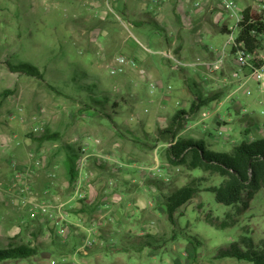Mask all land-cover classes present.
<instances>
[{
  "label": "rangeland",
  "instance_id": "1",
  "mask_svg": "<svg viewBox=\"0 0 264 264\" xmlns=\"http://www.w3.org/2000/svg\"><path fill=\"white\" fill-rule=\"evenodd\" d=\"M210 1L200 3L203 8L209 3L218 7L217 20L227 15L220 0ZM102 2L99 13L87 0H0V246L23 242L39 250L32 258L0 264H252L216 256L220 249L241 241L243 236L251 238L257 248L261 246L263 191L253 199L245 195L246 206L218 204L215 194L206 189L219 186L224 179L171 164L167 148L172 140L159 139V132L180 112L183 104L179 93L186 90L190 94L186 93L183 101L191 104V117L183 118L179 137L191 139L189 133L182 132L189 122L199 118L200 127L194 129L204 135L213 151L230 152L242 140L262 139L264 86L252 78L246 79L243 86L230 83L234 63L228 62L220 74H211L204 66L217 56L212 48L221 49L228 35H193L185 43L181 59L184 41L173 45L162 28L168 26L162 20L167 13L160 12L153 0H144L140 12L149 11L154 21L146 17L152 23L132 31L118 19L121 11L117 0ZM252 2L260 7L264 0ZM171 16L174 19L173 13ZM260 51L264 52V44ZM170 52L187 66L174 69L176 63L165 56ZM121 56L135 59L138 67L125 66V72L113 75L111 71ZM21 62L38 67L42 78L13 72L11 66ZM215 93H222V98L196 102V96L206 98ZM194 104L200 108L193 109ZM203 111H216L220 120L203 121ZM47 131L59 137L39 144L36 139ZM13 135L19 140H12ZM90 138L101 142L91 143V154L98 156L89 157L83 173L85 183L93 186L92 198L79 200L74 188L77 178L74 183L70 181L66 160L72 151L80 157V148L91 142ZM116 161L125 166L117 168ZM158 165L163 173H150L148 169ZM105 166L110 170L102 171ZM128 168L132 172H127ZM117 169L120 171L115 174ZM199 178L205 179L198 183L201 192L178 211L172 223L165 210L164 194ZM154 180L169 185L160 191ZM110 182H114L113 188ZM118 195L122 201L110 199ZM106 196L111 201L110 212L114 211L112 219L102 218L108 213L104 199L87 215L77 212L82 201L91 204ZM49 203L64 205L57 219L40 210ZM135 211L141 218L133 215ZM227 214L232 218L228 219ZM208 215L231 226L212 227L207 224ZM61 217L63 222L57 225ZM79 220L84 227L76 234L72 223ZM94 222H107L111 233H99L92 226ZM123 225L132 227V240L126 245L125 230L112 233L114 226L124 229ZM89 228L93 230L89 232ZM62 229H66V235L60 232ZM154 234L160 237L161 248L139 251L140 238ZM88 238L97 243L89 253H79Z\"/></svg>",
  "mask_w": 264,
  "mask_h": 264
},
{
  "label": "trees",
  "instance_id": "2",
  "mask_svg": "<svg viewBox=\"0 0 264 264\" xmlns=\"http://www.w3.org/2000/svg\"><path fill=\"white\" fill-rule=\"evenodd\" d=\"M242 15L243 20L240 23L232 30L223 27L222 33H236L238 43L243 44L251 51H260L264 38V14L257 13L252 7H247ZM11 70L30 77L42 78L40 69L29 62H21L16 67L11 66ZM6 94L8 96L9 93ZM221 94L215 93L206 98L198 96L196 102L216 101L222 98ZM192 108L199 109L200 106L199 104H194ZM185 114L186 112L184 111L177 113L171 119L168 127L159 132V139L164 141L171 139L170 143H174L167 148L170 163L185 166L190 171L201 170L204 173L222 177L224 180L219 186L206 189L207 192L215 194L218 204L230 207L241 204H245L246 206L245 195L249 199H253L259 191H263L264 193V139L252 142L242 141L239 145L234 146L230 152H216L211 150L204 142H196L178 136V127L183 121ZM58 137V134H52L50 131H47L37 138L36 141L39 144H43ZM78 157L79 153L72 151L66 160L67 173L72 183H74L78 175L76 166ZM101 168L102 171L110 170L108 166ZM204 180V178L196 179L183 187L164 194L165 210L168 219L172 223H175V216L178 211L201 192L200 184L198 183ZM152 183L160 191H165L169 185L164 180H154ZM102 199L100 198L97 202L91 204H86L85 201H82V206L77 212L87 213L90 210L98 209L101 206ZM227 216L228 219L232 218L231 214H227ZM207 224L217 229H225L231 226L230 222H219V219L213 220L210 215L207 216ZM142 238H140L141 244L139 248L141 252L148 247L158 250L162 246L159 242V236L147 235ZM38 253V248L30 244L23 242L11 243L7 247L0 246V262L29 259L38 255ZM216 258H231L252 264H264V241L257 248L251 238L243 236L241 241L233 242L229 247L220 249Z\"/></svg>",
  "mask_w": 264,
  "mask_h": 264
},
{
  "label": "crops",
  "instance_id": "3",
  "mask_svg": "<svg viewBox=\"0 0 264 264\" xmlns=\"http://www.w3.org/2000/svg\"><path fill=\"white\" fill-rule=\"evenodd\" d=\"M117 1L119 2V5H120V9L118 11H121V13L123 15L121 17V13L118 14V19H119V17L121 18L120 22L126 30L132 31L133 29H140L141 27H144L145 25L152 23V21L149 22L148 20H146V17L151 18L154 21L153 15L149 11L146 12V10H144L145 12H140L141 9H144V7L141 6V4L143 5L144 0H117ZM233 1H235L236 6H237V12H236L237 15L243 14V11L247 7H252L257 13H260V14L263 13L264 14V3H261L260 7L259 6L257 7L256 3L252 2L253 0H233ZM153 3L156 5V8L160 12H166L167 13V15L165 17L162 16V20L164 21V23H167L166 25H168V26H166V28L165 27H162V28L165 30L166 35H168L169 37L172 38L173 45L175 46L176 43L178 42V40L184 41L182 47H180V54H179L180 56L179 57H181V59L183 57V53L185 50V43L190 42L193 38V35H195V34L200 35V34H202V32H207L209 34L222 33L223 27H227L228 30H232L237 24V16L225 8V6L223 5V0H220L221 8H222V10H224L227 13V15L220 17L218 20L216 18V11H217L218 7L214 6L213 3L212 4L209 3V5L205 8L202 7L200 0H153ZM87 4H90L91 6H93L97 10V12H99V13L102 12V9L104 6L103 5L104 3L102 2V0H87ZM171 12L174 14L175 20L172 18ZM133 17H135V18H133ZM105 18H106V15L101 17L102 20H105ZM140 19H142V21ZM231 20H234L235 23H232ZM167 27H169V28H167ZM194 30H197V31H194ZM166 35H165V37H166ZM226 35H228V34H226ZM165 40L167 41V38H165ZM167 43L171 47V44L169 42H167ZM262 44H264V38H263ZM171 49L173 50L174 48H171ZM228 62L233 63L232 59L229 60ZM136 67H138V65ZM129 68H134V67L129 66ZM193 82H196L195 84H199L198 81H193ZM186 93H188L186 90H181V92L179 93V95H180L179 97L182 98V104H183V106L180 107L179 110L186 112L185 117L189 119L191 117L190 116L191 104L183 101L184 100L183 98H185L187 95ZM189 94H190V92L188 93V96H189ZM197 97L198 96H196V99H197ZM216 113H217L216 111L214 113L213 112L210 113V118L212 120H215V119L217 120V118H216L217 114ZM218 120H220V119H218ZM223 121L224 120H222V122ZM224 122H225V125H227V122L226 121H224ZM189 123L190 124H189L188 129L185 130L184 132H182V134L189 133L191 136L190 137L191 139H189V140H193L196 142H204L206 144V138L204 137V135L199 133L198 130L194 129L195 126H198L197 128L200 127V125H198L199 118L196 121H192ZM201 128H203V127H201ZM205 128H207L206 125H205ZM246 133L248 134L249 131L247 130ZM262 139H264V136ZM256 140L257 139L254 140V138H253L250 141H248L247 139L242 140V141L252 142V141H256ZM209 145H213V144L209 143ZM96 155H98V154L96 153ZM90 171H92V170H90ZM118 171H120V170L117 169L115 171V174ZM129 171L130 170L128 168L127 172H129ZM127 172H123L126 175V177H128V178L132 177L130 174L127 175ZM130 172H132V171H130ZM85 173H86V176L89 175L88 171ZM113 173H114V171H113ZM119 186H120V184H119ZM121 196H122V198H124V197H126V194H122ZM120 198H121L120 195H118L116 198L112 197L110 199H113V201H118ZM103 199H104V203L108 204L105 206L106 209H104L106 211L108 210V213L106 212L104 214V216H102V218L104 220H107V218L112 219V214L114 211L110 212V210H112L111 209L112 208L111 201L109 202L108 196H106ZM126 199H127V197H126ZM163 199H164V197H163ZM89 200H91V199H89ZM89 200L85 201V202L87 203V202H89ZM119 201H122V199ZM93 202L94 201H90V203H93ZM102 209H103V207H102ZM87 213H79V215H81V216L85 215V214L87 215ZM133 215L137 218H141L140 214H138L136 211L133 213ZM76 221H78V217L76 218ZM72 226H74V228L76 229L75 230L76 234H78L81 227H84V225H82L80 223V220L78 223H72ZM92 226H95L94 227L95 230H97V231L100 230L99 233H101V231L107 232L108 230L110 231L109 233H111V229H109L107 227V222L100 223V224H97L96 222H94L92 224ZM122 227H124V229L116 228L114 226L112 229V233H119V232H122L123 230H125V237H124L125 238V244L124 245H126L127 241H129L131 239L132 235H130V234H132V231H131L132 227L130 228V226H127V225H123ZM91 228L88 229L89 232L91 230H93ZM137 236H139V235H137ZM114 245L115 244H111V246H114ZM115 248H116V246H115Z\"/></svg>",
  "mask_w": 264,
  "mask_h": 264
},
{
  "label": "built area",
  "instance_id": "4",
  "mask_svg": "<svg viewBox=\"0 0 264 264\" xmlns=\"http://www.w3.org/2000/svg\"><path fill=\"white\" fill-rule=\"evenodd\" d=\"M223 5L226 9L231 11L234 15L237 16V24L240 23L243 20V15L238 14L237 15V6L235 1L233 0H223ZM236 24V25H237ZM213 51L217 52V56H214L212 60L205 63L204 66L207 68L209 73L211 74H220L222 73L225 68L227 67L229 59L232 57V62L234 63L235 67L231 70L230 75V83H243L242 86L245 84V80L252 78L255 79L261 86H264V53L262 51H251L247 49L243 44L237 42V35L235 33L228 34V40L225 42V45L217 50L213 49ZM165 56L169 60H173L176 63V66L173 68L178 70L182 67H186L187 65L182 62L181 59H179L177 56H175L172 52L166 53ZM195 65V64H194ZM125 66H131L136 67L137 62L135 59H127L124 56L118 58V65L116 68L112 69L111 73L113 75H116L118 73L125 72ZM196 66V65H195ZM194 66V67H195ZM141 73L145 75V71L142 70ZM227 82V80H225ZM227 83H224V86H226ZM241 86V87H242ZM151 89L155 90L156 86L151 85ZM238 91V90H237ZM235 91L234 93H236ZM148 112V110H147ZM201 117L203 121L210 118V112L203 111L201 114ZM35 120L37 118L35 117ZM37 130L40 129L39 126L36 127ZM219 135H222V131L220 130ZM12 140L18 141L19 137L17 135H13ZM91 142L85 143V146L82 148L81 155L77 160V170H78V177L75 181V198L79 200L83 199H91V193L90 189L93 188V186L87 185L85 183V176L84 168L87 165V161L90 156H98L95 153L91 154V143L93 144H100V140L92 139L90 138ZM174 143H169V147L172 146ZM108 160V159H107ZM117 162V161H116ZM117 168H123L125 164L118 162L116 165ZM150 173H163V169L158 166L154 168L148 169ZM110 187H114V182H110ZM64 205H55V204H44L40 206V210L43 214L46 216H49L51 219H57L58 213H61L62 208ZM63 222V218L61 217L59 221H57V225ZM92 231V230H91ZM90 231V232H91ZM64 235H66V229H62L60 231ZM97 243L96 239L90 240L89 238L84 241L82 246L78 249L79 253L87 254L88 251Z\"/></svg>",
  "mask_w": 264,
  "mask_h": 264
}]
</instances>
